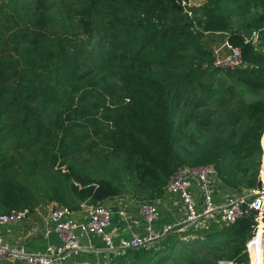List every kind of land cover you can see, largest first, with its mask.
<instances>
[{"label": "trees", "instance_id": "16d2710c", "mask_svg": "<svg viewBox=\"0 0 264 264\" xmlns=\"http://www.w3.org/2000/svg\"><path fill=\"white\" fill-rule=\"evenodd\" d=\"M52 1L33 0L32 13L25 11V4L19 9L15 4L0 5V98L14 90L10 103L23 113V118L11 127V133L17 142L42 141L41 151L50 156L64 178L61 204L76 211L79 209L75 206L90 197L104 206L116 200L94 196L90 180L74 164L65 163L68 151L81 137L94 148L120 158L121 169L132 179L133 194L142 201L164 199L168 179L180 167L212 166L220 192L236 197L261 185L264 0H206L193 8L191 17L184 14L182 6L191 0H82L75 14L66 15L53 11ZM231 6L246 16L233 29H229ZM123 10L130 11L128 20L118 15ZM65 18L75 20L65 23ZM101 20L126 36L114 41L113 49L100 57L94 56L91 48ZM209 31L227 32L228 42L241 49L245 65L223 71L213 68L212 62V70L241 76L243 83L254 90L253 94L226 96V103L208 94V106L218 101V106L233 107L211 121L223 130L229 125L231 133L215 140L207 154L193 158L175 146L178 136L173 104L189 77L179 72V66L203 51L201 40ZM252 32L257 33L256 44H244L242 36ZM74 35L78 44L71 39ZM65 44L70 51L65 50ZM61 75H66V82L58 94L51 83L58 84L56 77ZM208 88L203 87L205 93ZM39 94L42 104L39 108L30 106ZM50 106L58 112L45 123L39 112ZM235 123L238 133L233 131ZM4 128L10 126H0V133ZM38 166L35 162V168ZM101 189L106 193L111 190L109 186ZM122 200L128 203L131 199ZM22 206L13 187L0 181V213L25 209ZM37 207L44 206L26 209ZM253 219L250 215L228 225L212 222L206 229L183 234L194 235L188 242L172 232L150 246L119 251L99 263L249 264L246 246L256 232ZM260 253L262 263L257 264L264 263V252Z\"/></svg>", "mask_w": 264, "mask_h": 264}, {"label": "rangeland", "instance_id": "374dc122", "mask_svg": "<svg viewBox=\"0 0 264 264\" xmlns=\"http://www.w3.org/2000/svg\"><path fill=\"white\" fill-rule=\"evenodd\" d=\"M32 1L0 0V5L9 4L11 6L15 4L19 9L21 5L25 4L27 6L25 11L32 13ZM81 1L53 0L54 7L52 9L64 15L68 12L75 14L82 6ZM205 1L191 0L188 4L182 3L184 14L190 17L193 16V8H199ZM28 8L31 9L29 10ZM231 8L229 18L232 20V24L229 29L235 28L243 22L244 18L246 19L242 12L235 11L232 6ZM118 15L128 20L130 11L123 10ZM74 20L64 19L65 23H73ZM54 32H58V30ZM248 35L245 34L242 37ZM125 36L124 32H115L110 26L105 24V20H101L96 32L95 43L91 48L92 54L100 57L105 55L110 49H113L112 43L114 41ZM228 36L227 32H206L201 40L203 51L195 53L196 59L191 58L186 65L181 64L179 66V72H186L189 77L186 79V83L182 86L179 96L176 97L173 104L174 131L176 136H178V139L176 137L175 140V146L183 153H190L193 158L207 154L215 140L222 137V134L227 136V134L231 133L229 125L226 124L223 130L219 124L211 123V121L212 119H219L222 113L233 107L229 105L218 106V101H215L214 106H208L207 103L211 101L207 98L208 94L219 96L215 100L225 103L227 101L225 97L229 95L253 94L251 91L254 89L251 88L252 86L244 84L241 76L215 72L211 68L215 52L217 51L218 55H224L225 50L221 46ZM71 39L78 44L76 35L71 36ZM65 50L70 51V47L67 44H65ZM56 78L58 84L54 86L53 83H50L53 89L57 88L56 90L59 94L66 82V75L57 76ZM35 86L41 88L40 85ZM204 86H209L206 93L203 90ZM13 91L5 92L0 98V126H10L9 129L4 128L0 133V157H4V161L0 162V181L6 182L13 187L17 199L23 205L20 208L65 206L61 204V199L64 197V178L59 173L58 167L52 165L50 156L44 155L41 151L42 141L34 139L17 142L11 133V127L23 118V113L14 104L10 103ZM42 101V95L39 94L33 101L29 102V105L39 108ZM232 103L233 101L231 100L230 104ZM57 112V109L54 110L50 106L39 112V116H42L43 121L47 123L48 119L55 116ZM226 118L230 121L231 114H226ZM233 128V131L238 133L237 123L233 125ZM64 161L67 164H74L78 171L90 180L91 184L89 186L93 188L92 194L94 196L103 195L108 198H114L116 199L114 202H123L122 199H131L134 205L143 200L133 194L132 179L121 169L120 158L106 153L100 148H94L91 142L88 143L87 139L81 137L78 144L68 151ZM35 162H39L37 168H35ZM64 169L65 166H62V173L65 172ZM108 186L111 189L108 190L109 193L101 189V187ZM91 200L92 198L90 197L78 203V206L76 205L75 207L81 209L101 204L98 200ZM65 201L70 202L67 198H65ZM86 260L88 261L86 264H98L89 258Z\"/></svg>", "mask_w": 264, "mask_h": 264}, {"label": "built area", "instance_id": "2783aa9c", "mask_svg": "<svg viewBox=\"0 0 264 264\" xmlns=\"http://www.w3.org/2000/svg\"><path fill=\"white\" fill-rule=\"evenodd\" d=\"M257 40L256 32L243 37L244 44L254 45ZM221 47L225 53L218 55L217 51L215 52L213 68L233 71L244 66L239 47L233 46L228 40ZM216 183V171L212 166L178 168L168 179L165 193L176 197V206L183 215L182 222L177 226L164 224L156 229L154 225L159 219L158 207L155 202L145 201L138 211V216L144 223L143 233L141 235L132 234L127 239L121 238L117 245L110 231L112 216L116 215L125 225L131 226L127 210L120 203H117L119 208L117 210L102 204L81 208L79 210L85 214L82 220L75 219L74 211L65 206L37 207L33 211L22 209L0 213V264L4 262L9 264H64L70 257L90 252L95 255L105 254L106 258H109V255H116L119 251L150 246L172 232L181 235V241L188 242L193 239L194 235L183 234L206 229L212 222L233 224L238 219L250 215L254 217L256 232L248 242L246 250L249 264H256L253 258L257 251L251 248V244L259 230H261V235L264 232V180L258 188L247 190L239 197L234 196L222 205L214 200ZM196 196L199 197L200 202ZM31 214H36L41 219L45 239L48 241L53 235L58 242L57 245L48 241L42 252L33 253L23 245H11L2 239V226L26 222ZM92 238H97L103 246L97 249L92 245ZM260 240L261 244H257L255 248L264 247L263 236ZM221 264L232 263L222 262Z\"/></svg>", "mask_w": 264, "mask_h": 264}, {"label": "crops", "instance_id": "0c3cea01", "mask_svg": "<svg viewBox=\"0 0 264 264\" xmlns=\"http://www.w3.org/2000/svg\"><path fill=\"white\" fill-rule=\"evenodd\" d=\"M216 192L214 196V200L217 204H225L227 200L234 197L233 194H230L227 191L220 192V186L216 183L215 185ZM245 192V191H243ZM242 192V193H243ZM198 202H200L199 197L196 196ZM145 202L141 201L136 205L133 204L132 200H128L126 203L124 200L112 202L107 207H110L113 210L119 209L117 207V203L122 204L127 210L129 220L131 221V226L125 225L116 215L112 217V225L110 228L111 233L114 236V242L118 244L121 238H130L132 234L141 235L144 229V223L141 218L138 216V211L140 205ZM158 211H159V219L155 223L154 227L156 229L161 228L164 224L177 226L182 222L183 215L179 211V207L176 206V197L173 195L166 194L164 199L155 201ZM84 212L82 210L74 211L73 217L77 220H82L84 216ZM261 233V232H260ZM1 237L2 239L11 244V245H23L29 252L39 253L42 252L46 246V243L49 241L50 243L57 245L58 242L56 238L52 235L47 241L43 234V225L41 224V219L36 214H31L30 218L23 223H18L15 225H8L1 227ZM92 245L96 246L97 249L103 246L100 242H98L97 238H92ZM89 258L90 260L99 263V261L106 260L105 254L95 255L93 252L90 253H81L76 256L68 258L64 264H86ZM85 262V263H80ZM3 264H9L8 262H4ZM21 264V263H17Z\"/></svg>", "mask_w": 264, "mask_h": 264}, {"label": "bare ground", "instance_id": "6f19581e", "mask_svg": "<svg viewBox=\"0 0 264 264\" xmlns=\"http://www.w3.org/2000/svg\"><path fill=\"white\" fill-rule=\"evenodd\" d=\"M261 144H262V142H261ZM259 235L262 237L260 230L258 231L257 237L253 240V242L251 244V248L256 249V251H257V253L255 254V256L253 258V260L256 262V264L262 263V256H261L260 251L264 252V247H262V248L257 247V248H259L258 250H257V248H255L257 244H261V240H260L261 238H259L260 237ZM251 255H252V252H251Z\"/></svg>", "mask_w": 264, "mask_h": 264}, {"label": "water", "instance_id": "95a60500", "mask_svg": "<svg viewBox=\"0 0 264 264\" xmlns=\"http://www.w3.org/2000/svg\"><path fill=\"white\" fill-rule=\"evenodd\" d=\"M264 134V133H263ZM260 145H261V149H262V152H263V155H262V162H263V165H264V148L260 142Z\"/></svg>", "mask_w": 264, "mask_h": 264}]
</instances>
